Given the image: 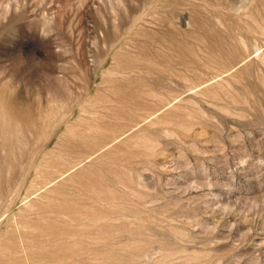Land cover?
Returning <instances> with one entry per match:
<instances>
[{
	"label": "rangeland",
	"instance_id": "obj_1",
	"mask_svg": "<svg viewBox=\"0 0 264 264\" xmlns=\"http://www.w3.org/2000/svg\"><path fill=\"white\" fill-rule=\"evenodd\" d=\"M0 264H264V0H0Z\"/></svg>",
	"mask_w": 264,
	"mask_h": 264
}]
</instances>
